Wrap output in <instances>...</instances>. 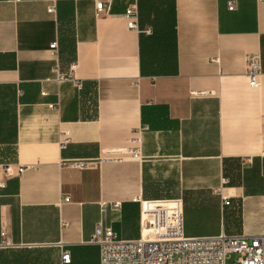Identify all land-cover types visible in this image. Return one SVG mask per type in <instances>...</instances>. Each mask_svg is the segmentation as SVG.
<instances>
[{
  "label": "crops",
  "instance_id": "obj_1",
  "mask_svg": "<svg viewBox=\"0 0 264 264\" xmlns=\"http://www.w3.org/2000/svg\"><path fill=\"white\" fill-rule=\"evenodd\" d=\"M144 127L141 161L61 167ZM263 152L264 0H0V163L26 167L0 188V264H99L95 226L138 238L137 198H181L188 237L264 235Z\"/></svg>",
  "mask_w": 264,
  "mask_h": 264
},
{
  "label": "built area",
  "instance_id": "obj_2",
  "mask_svg": "<svg viewBox=\"0 0 264 264\" xmlns=\"http://www.w3.org/2000/svg\"><path fill=\"white\" fill-rule=\"evenodd\" d=\"M15 3L21 0H13ZM235 1H230L228 10H235ZM97 11H102V3L96 5ZM49 14L55 13V7L47 9ZM127 27L137 29V7L130 6L124 14ZM146 29V33H149ZM56 43L50 45V50L56 49ZM244 76L250 88L260 87L261 62L258 53L246 57ZM64 77L59 78L62 80ZM147 128L138 129L129 139L125 148L102 151L94 160H65L62 168L72 170H96L100 165L129 160H142V135ZM68 133L63 134L60 148L68 142ZM264 156V152L262 153ZM244 164H251L252 159H243ZM26 167L13 165L10 162L0 163V188L6 180L20 176ZM229 183V178L222 179L219 188L214 189L223 207L230 206L234 196L230 191H223ZM140 209V234L138 238L125 240L119 237L111 228L98 222L95 226L91 243L99 248V264H226L231 254H236L237 264H264V235L239 236L223 233L211 237H188L185 234L184 208L181 198L162 200L135 199ZM69 198L63 200V204ZM104 207V203H101ZM4 245L6 233L1 232ZM60 259L63 264L70 263L69 253L62 251Z\"/></svg>",
  "mask_w": 264,
  "mask_h": 264
},
{
  "label": "rangeland",
  "instance_id": "obj_3",
  "mask_svg": "<svg viewBox=\"0 0 264 264\" xmlns=\"http://www.w3.org/2000/svg\"><path fill=\"white\" fill-rule=\"evenodd\" d=\"M260 217H262V215H258V217H256V218H260ZM263 232H264V230H263ZM237 259H238V256L236 254H231L230 258L227 259L226 264H237V263H235L237 261Z\"/></svg>",
  "mask_w": 264,
  "mask_h": 264
}]
</instances>
